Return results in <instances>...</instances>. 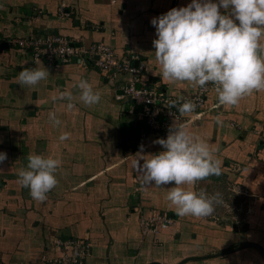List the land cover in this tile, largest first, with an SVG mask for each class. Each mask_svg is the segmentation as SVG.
<instances>
[{
  "label": "crops",
  "instance_id": "crops-1",
  "mask_svg": "<svg viewBox=\"0 0 264 264\" xmlns=\"http://www.w3.org/2000/svg\"><path fill=\"white\" fill-rule=\"evenodd\" d=\"M190 3L0 0V152L7 154L0 164L2 264H49L61 255L56 241L71 238L90 241L86 264H264V91L245 97L235 107L220 105L211 116L188 126L222 162L219 177L198 181L192 190L197 192L196 186L209 180L223 183L225 194L242 202L243 215L180 217L166 200L174 182L161 187L142 185L132 167L139 154H158L163 148L154 143L150 132L141 129L137 142L129 138L132 130L128 128L121 137V125L136 126L143 121L128 115L132 105L115 100V88L97 69L90 64L34 61L7 43L9 38L28 34L62 35L85 45L103 42L117 56L132 54L144 62V75L150 83L172 96L189 97L199 87L160 78L152 43L156 30L150 21ZM42 66L49 71L46 80L35 87L17 84L21 71ZM80 79L100 93L99 103L87 107L79 101V90L72 85ZM69 90L75 104L71 111L66 109V101L53 103L50 99ZM215 103L213 89L206 106ZM50 111L62 122L59 127L48 120ZM217 119L222 125L215 123ZM64 132L70 138L60 142ZM31 154L62 161L56 172L58 184L44 202L33 200L29 189L18 183V170L26 168ZM150 210L177 218V226L142 236L140 216H148ZM247 244L262 252L243 247Z\"/></svg>",
  "mask_w": 264,
  "mask_h": 264
},
{
  "label": "clouds",
  "instance_id": "clouds-1",
  "mask_svg": "<svg viewBox=\"0 0 264 264\" xmlns=\"http://www.w3.org/2000/svg\"><path fill=\"white\" fill-rule=\"evenodd\" d=\"M150 23L156 30L157 38L152 43L159 76L164 81L187 82L201 89L211 84L219 105L229 108L238 106L247 96L264 91V0H218V3L191 0L187 6L172 8L152 18ZM48 76L49 71L43 66L26 68L18 74L16 82L35 87ZM72 87L79 90V101L87 107L101 100L100 93L84 79ZM50 99L53 103L66 101L68 111L75 107L70 90ZM167 107L175 108L184 117L194 113L197 104L188 99L181 102L177 97L169 99ZM48 120L53 127L62 123L53 111L48 113ZM215 123L223 122L217 119ZM69 138L70 134L64 132L58 139L64 142ZM154 143L163 151L139 154L140 158L132 164L142 185L161 187L174 182L175 187L167 193L166 200L174 206L176 215L198 219L213 215L216 206L223 203L222 194L209 196L192 189L198 181L222 174V162L216 158L215 150L194 135L187 124L176 119L169 125L167 137ZM140 151L143 152V147ZM6 160L7 154L0 152V164ZM27 160L26 168L18 170V183L29 189L33 200L44 202L47 193L58 184L56 172L62 161L37 154L29 155Z\"/></svg>",
  "mask_w": 264,
  "mask_h": 264
},
{
  "label": "built area",
  "instance_id": "built-area-1",
  "mask_svg": "<svg viewBox=\"0 0 264 264\" xmlns=\"http://www.w3.org/2000/svg\"><path fill=\"white\" fill-rule=\"evenodd\" d=\"M7 43L21 55H28L34 61L41 60L50 65L73 62L78 66L90 64L97 69L107 84L115 88L116 101L132 105L128 115L135 121L145 122L156 140L167 137L169 125L174 119L191 126L211 116L212 112H217L220 106L219 103L206 106L207 96L214 89L208 84L203 89L198 88L189 97H179L181 102L188 99L197 104L194 113L180 116L175 108L167 107L168 100H175L177 97L155 82L150 83L144 75V62L132 54L117 56L113 49L103 42L85 45L62 35L28 34L25 37L9 38ZM118 91L121 93L118 94ZM177 224V218L159 210H150L148 216L142 214L139 220L142 236L158 233ZM56 246L61 255L49 261V264H86L91 252V243L86 238L57 240Z\"/></svg>",
  "mask_w": 264,
  "mask_h": 264
},
{
  "label": "rangeland",
  "instance_id": "rangeland-1",
  "mask_svg": "<svg viewBox=\"0 0 264 264\" xmlns=\"http://www.w3.org/2000/svg\"><path fill=\"white\" fill-rule=\"evenodd\" d=\"M224 188L225 187L223 183L215 184L214 181L212 180L205 181L204 183H199L196 186L197 193H199L200 191H204L209 196L217 192L222 194L223 203L220 205H217L213 215L206 217L205 219L212 218V217L219 219L220 216H224L227 214L230 216H234V214H238L239 218L241 215H243V208L240 207L242 202H237L233 194L232 195H228L227 193L225 194ZM229 197L230 199H228ZM237 208L242 209L241 212H237L236 211ZM240 224L241 222L239 223V226Z\"/></svg>",
  "mask_w": 264,
  "mask_h": 264
},
{
  "label": "trees",
  "instance_id": "trees-1",
  "mask_svg": "<svg viewBox=\"0 0 264 264\" xmlns=\"http://www.w3.org/2000/svg\"><path fill=\"white\" fill-rule=\"evenodd\" d=\"M125 128H128L129 132L132 130L129 138H131L135 142H137L138 135L140 134L141 130L144 131L145 133H149L150 132V130H149L148 126L145 124V122H140L136 126H132V124L130 126L121 125L120 126V135H121L122 138H123V136H125V134H124V129ZM133 146H135V148L137 147L136 144H134Z\"/></svg>",
  "mask_w": 264,
  "mask_h": 264
},
{
  "label": "water",
  "instance_id": "water-1",
  "mask_svg": "<svg viewBox=\"0 0 264 264\" xmlns=\"http://www.w3.org/2000/svg\"><path fill=\"white\" fill-rule=\"evenodd\" d=\"M118 94L119 93H121L120 91H118L117 92ZM243 247H254V248H257V249H259L260 250V248L258 247V246H256V245H254V244H247V245H245V246H243ZM231 251H234V250H231ZM230 251V252H231ZM261 251V250H260ZM262 252V251H261ZM227 253V252H226ZM262 254H263V257H264V253L262 252ZM212 257V256H211ZM152 264H158V263H152Z\"/></svg>",
  "mask_w": 264,
  "mask_h": 264
}]
</instances>
